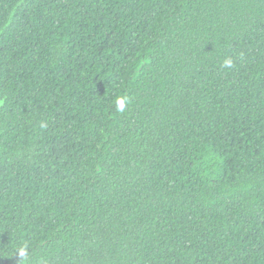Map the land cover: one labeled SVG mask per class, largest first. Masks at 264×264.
I'll return each instance as SVG.
<instances>
[{
  "label": "trees",
  "instance_id": "16d2710c",
  "mask_svg": "<svg viewBox=\"0 0 264 264\" xmlns=\"http://www.w3.org/2000/svg\"><path fill=\"white\" fill-rule=\"evenodd\" d=\"M0 264H264V0H0Z\"/></svg>",
  "mask_w": 264,
  "mask_h": 264
},
{
  "label": "clouds",
  "instance_id": "9594fccd",
  "mask_svg": "<svg viewBox=\"0 0 264 264\" xmlns=\"http://www.w3.org/2000/svg\"><path fill=\"white\" fill-rule=\"evenodd\" d=\"M224 67L226 68H231L233 67V61L231 59H225L223 62ZM126 106V100L125 98H119L116 101V107L117 110L120 112H123ZM18 254L21 258H26L27 257V249L26 247H22L18 250Z\"/></svg>",
  "mask_w": 264,
  "mask_h": 264
}]
</instances>
